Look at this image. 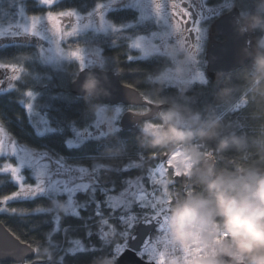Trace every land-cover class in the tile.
Wrapping results in <instances>:
<instances>
[{"label":"trees","instance_id":"16d2710c","mask_svg":"<svg viewBox=\"0 0 264 264\" xmlns=\"http://www.w3.org/2000/svg\"><path fill=\"white\" fill-rule=\"evenodd\" d=\"M12 1L14 3L15 0H7L11 3ZM105 1L107 0H60L51 6V10L86 13L98 3ZM233 2L234 7L242 13L246 10L248 14H260L257 8L264 0ZM0 3L4 6L1 13L7 14V17H0V20L4 21L12 14V10H7L1 0ZM15 5L23 6L29 16H41L50 10L36 0H19ZM16 13L17 10L14 11V14ZM109 19L116 25H122L135 20L136 13L129 10L113 12L109 14ZM253 33L257 54L264 52V47L258 46L263 31L256 28L253 29ZM14 39L9 44H6V39L0 40V62L23 65L25 71V76L16 83L12 91L0 93V121L9 135L21 145L48 151L49 164L53 170L55 165L52 161L58 158H65L88 168L100 165L101 169L96 173L93 182L96 198L99 197L101 190L108 194L114 191V196H122L129 187H133L128 182L134 183L136 180L143 184L142 188L147 187L150 169L155 167L158 161L168 157L175 146L182 143L170 146H166V143L153 144L152 138L142 129L133 128L119 129L106 137L87 140L77 147H68V140L74 138L76 132L86 129L91 124L97 102L90 97H76L71 94L70 84L75 79V64H68L64 69L53 72L40 62L35 48L24 42L28 38ZM119 39L121 47L111 45L108 58L113 63L108 68L120 75L123 84L136 88L148 98H154L158 104L165 106L168 104V109H177L184 120L192 123L193 127L188 131L193 133H198L212 122L219 121V136L201 139L196 135L193 140V143L197 142L201 146L203 156L214 160L213 167L216 172L252 169L264 174V80L254 82L253 61L226 73L219 79L209 77L205 84H196L186 90L167 89L161 83L146 81L167 63L156 59L127 61L125 57L128 54L123 45L125 43L122 42L124 40ZM31 91L37 94L36 107L55 127V131L50 134L38 135L28 119L24 100L27 92ZM244 95L247 103L233 111L234 104ZM232 137L242 138V146L232 145L221 150L220 142L224 139L231 141ZM93 159H98L99 163ZM9 161H11L9 157L0 156V166ZM199 168L193 170L184 184L182 178H173L172 173L170 174L173 179V184L169 187L173 199L169 206L170 211L175 201L184 198L189 192L208 195L200 181V174L203 171ZM24 173L28 175L29 171L25 170ZM29 182L33 183V179L29 178ZM16 191L18 187L10 175L0 173V203L3 197ZM91 197V192L78 193L77 214L57 212L54 200L48 196L8 200L6 204L2 202L1 207L18 211L15 214L11 211L0 212V222L15 237H19L20 241L35 249L36 256L29 260L30 264H60L57 244L66 248L73 239L81 240L85 249L65 255L64 264H111L113 259L119 256L116 249H120L123 243L122 227L119 221H110L117 224V232L101 238L94 216L97 207ZM38 208L44 212H37ZM103 210L107 216L108 210L106 208ZM127 211L133 212L138 209L132 205ZM56 217L62 218V231L55 230Z\"/></svg>","mask_w":264,"mask_h":264},{"label":"rangeland","instance_id":"374dc122","mask_svg":"<svg viewBox=\"0 0 264 264\" xmlns=\"http://www.w3.org/2000/svg\"><path fill=\"white\" fill-rule=\"evenodd\" d=\"M17 1L19 0H15L14 3L12 1L11 3L7 2V0H1V2H3L7 7V10H12V14L4 21L0 20V31L4 32V35L0 36V40L6 39V44H9L15 40L14 37L28 38L27 41L24 42L35 48L40 62L44 66L51 68L53 72L64 69V67L68 64L76 65V71L74 73L75 79L81 71L87 69L97 68L106 71H113L108 68L111 67L113 63V61L108 58V54H110L111 45L121 47L122 43L119 38H123L124 41L122 42L125 43L123 45H125L126 52L128 54V56L125 57L127 61L156 59L167 63V65L156 75L148 78L146 81L161 83L167 89L177 87L178 89L185 90L196 84H205L208 81V75L206 73L207 48L214 40H216V42L224 40L215 33L214 24L220 17L226 15L233 9H236L234 7L233 0H193V2L199 4L198 9H200L201 14L198 19L199 26H195V35L194 40L192 41L184 37L179 25V21L182 20L180 14L182 11L186 10L184 3L189 2V0H107L105 2L98 3L89 12L81 13L76 11L81 16V20L79 21L81 25L80 29L78 30L76 36L65 37L60 42L59 37H53L50 31L44 30L46 27V13L41 16H29L26 14L23 6L15 5ZM36 1H38L40 5L48 7L43 4L41 0ZM59 1L60 0H57V2ZM101 4L103 5V8H99V5ZM3 7L4 6L0 3V17H7V14L1 13L3 11ZM14 9L17 10L16 14H14ZM123 10L135 11L136 19L122 25H116L109 19V14ZM257 11L260 12L261 15H264V3L258 6ZM240 13L243 18L248 16V11L246 10L244 13L241 11ZM178 16L179 19L176 18ZM30 18L38 20L36 30L40 32V35L25 32L24 29L30 25ZM76 24L77 22L75 21V18H63L61 20V28L63 31H71V27ZM84 24H88L89 27H83ZM257 29L263 31L258 43V46L261 47L262 42H264V27ZM179 37L180 39H178ZM137 39L143 40V50L140 48L130 47V45ZM104 41L109 43L107 44ZM96 42H99V44ZM77 45H79V48H76L75 50ZM21 66L23 67V65ZM24 73L25 71H23L20 75V79L14 80L11 78L10 70H7V72L6 70H0V93L12 91L15 88L16 83L23 79L25 76ZM254 75H256L255 72ZM75 79L73 81H75ZM28 93H31L32 95L29 96ZM36 99L37 94L32 91L27 92L25 95L24 105L28 119L38 135L43 136L50 134L55 131V127L51 124L48 117L40 109H38V107H36ZM146 100L152 103L156 102L154 98L146 97ZM246 103L247 99L244 95L234 104L232 110L235 111V108H242ZM29 105L31 106L29 107ZM127 112L126 106L109 105L107 103L97 102L94 107L92 117L93 120L91 121V124L86 129L76 132L74 138L68 140L67 146L77 147L87 140L100 139L117 132L119 129H123L121 120ZM181 124L186 130L193 127L190 121L183 120ZM145 126L149 129L153 127V125L149 123L145 124ZM0 127L4 129L6 134L4 137L5 146L13 148L16 152L15 155L5 152L2 156L9 157L11 161L8 163H13L18 166H21V158L23 157L24 163L21 166V174L25 177V183L35 184L36 168L32 164L28 163V161L39 160L49 163L50 159L48 157V151L36 150L32 147L21 145L9 135L4 126L1 125ZM144 127H142V129ZM193 144L202 154V158L195 164L193 163L190 154H187L186 151L189 145H177L170 153L171 156L172 153L177 150L176 148L182 149L183 155L185 154L188 159L186 162H192L193 167L190 170L181 168L180 170L182 171L179 170L178 172H176V170L172 167L167 173L168 178H166L169 185L172 183V180L169 179L170 172H172L173 178L186 177L187 179L193 173L194 167L205 157L203 156L199 143L194 142ZM169 157H166L165 159ZM153 158L155 159V157ZM93 160L96 163H99L98 159ZM59 161L62 162L60 163ZM54 162L55 168L54 170L50 168V171L56 178H61L62 175L58 164L61 166L66 165L73 171L81 167L88 169L89 176L94 178L93 182L95 180L96 173L101 169L100 165L88 168L79 163H72L65 158L55 159ZM162 162H165L164 159L158 161L156 167L150 169L148 175H151L157 166L161 165ZM25 170L29 171V176L24 173ZM4 173L10 175L12 178L11 173L3 172V174ZM29 178L33 179V183L29 182ZM12 180L17 185V182L13 178ZM137 181L138 180L134 181V183L132 182L131 186L134 187ZM158 181L162 182L159 178ZM141 186H143L142 183L140 184V187ZM95 189L96 188H93L91 191V199L96 203L102 194V190L98 195L99 197L96 198V196H94L96 194ZM145 189L149 191L148 186L145 187ZM154 191L155 190H153V192ZM160 191H162V188ZM103 192L106 191L103 190ZM40 195L46 196L43 194ZM77 195L78 193L73 198L74 202H77ZM51 198L54 200L55 210L57 212L62 211L66 214L78 213L72 212L67 194L51 196ZM113 199L114 201L120 200L121 196H114ZM146 202H148V205L144 208L143 204V208L148 211L147 214L150 212L154 215L153 217H155L158 207L165 209L166 216H169L171 213L169 209L170 204H166L165 200L162 198L159 199L157 192L154 196H150ZM143 208L139 209L142 210ZM140 219L142 221L144 217H140ZM139 222L140 221L135 219L133 220L132 223H135L136 226L132 228V231L136 229ZM162 226L163 219L162 223L157 228V231L154 233L153 238L156 237ZM117 258L118 256L113 259L111 264H114Z\"/></svg>","mask_w":264,"mask_h":264},{"label":"clouds","instance_id":"9594fccd","mask_svg":"<svg viewBox=\"0 0 264 264\" xmlns=\"http://www.w3.org/2000/svg\"><path fill=\"white\" fill-rule=\"evenodd\" d=\"M245 26L264 27V15L248 14ZM253 70L255 83L264 80V52L254 57ZM98 84V79L89 75L82 89L91 97ZM160 120L159 125L151 129L145 126L142 131L153 144L189 145L186 151L194 164L202 158L193 144L194 137L212 139L220 134L219 121L198 133L186 130L175 108L161 112ZM242 144V138L232 137L231 141L222 140L219 146L223 150ZM200 181L207 196L189 192L171 208L166 225L171 248L163 251L164 264H264V174L252 169L216 172L208 165Z\"/></svg>","mask_w":264,"mask_h":264},{"label":"water","instance_id":"95a60500","mask_svg":"<svg viewBox=\"0 0 264 264\" xmlns=\"http://www.w3.org/2000/svg\"><path fill=\"white\" fill-rule=\"evenodd\" d=\"M216 34L224 40L212 42L207 51L208 73L220 78L226 73L234 71L253 61L257 55V44L253 29L246 28L245 18L237 9H233L226 15L220 17L214 25ZM92 75L98 79V90L90 98L98 103L109 105H134L145 106L149 103L141 92L134 87L127 86L121 82L119 74L97 68L81 71L75 81L70 84V92L76 97H88L82 89L86 78ZM159 107H153V111L145 115H137L127 112L121 125L124 130H131L141 122L156 116ZM1 125V121H0ZM214 166L211 157L204 158L201 163ZM172 168V167H170ZM185 181L186 177H182ZM2 202L0 203V207ZM151 219L149 225L143 220L137 225L134 233L129 239V245L122 255H119L114 264H154L143 260L139 253L145 250L153 241V235L162 223V218ZM14 234L0 222V264H25L27 260L35 258L32 252H21L28 244L20 243ZM34 249V248H33ZM35 250V249H34ZM36 253V251H35Z\"/></svg>","mask_w":264,"mask_h":264},{"label":"snow or ice","instance_id":"6c2138e0","mask_svg":"<svg viewBox=\"0 0 264 264\" xmlns=\"http://www.w3.org/2000/svg\"><path fill=\"white\" fill-rule=\"evenodd\" d=\"M41 2L49 7V12L46 13V27L45 31H50L51 35L54 37H59L60 42L65 37L76 36L78 30L81 25L79 21L81 20V16L74 10H57L52 11L51 6L54 5L57 0H41ZM188 10L194 7L193 0H189L187 5ZM99 8H103V5H99ZM192 21L194 25L199 26V21L197 19H193L195 16L192 11H189ZM63 18H75L77 24L71 27V31H63L61 28V20ZM38 20L30 18V25L25 28L26 33L40 35L37 29ZM83 27H89L88 24H84ZM58 34V35H57ZM4 35L3 31H0V36ZM130 47L132 48H140L143 50V40L137 39L134 41ZM79 48V45L75 47ZM73 50V51H75ZM0 70H10L11 78L14 80L20 79V75L23 73L24 69L21 65L15 63H3L0 62ZM31 96V93H28ZM31 105H29L30 107ZM5 132L2 127H0V156L4 155L5 152H9L12 155H15L16 152L11 147H6L4 144ZM24 163V158H21V166ZM28 163L32 164L36 168V183L35 184H27L25 183V177L21 174V166H18L13 163H5L3 166H0V173L9 172L11 173L12 178L17 182L18 191L12 193L11 195H7V197H3V203L6 204L8 200L18 199V198H28L35 197L37 195L43 194L48 197L67 194L70 206L72 208L73 213L78 212V203L74 202V196L77 193H90L94 187L93 177L89 176V170L86 168H78L75 171L69 169L66 165L61 166L58 164L60 171L62 173L61 178H56L53 173L50 171V164L44 161L39 160H29ZM140 181H137L134 187H129L128 190L123 193L120 200L113 199L115 193L108 194L103 202H97L98 208L100 211L94 213V216L97 220V226L101 235V238L105 237L109 233L117 232V224L110 223L112 221L111 218H115L119 221L123 226L125 231L130 232L131 228L135 227V223H132L133 219L140 221L141 219L139 215H131L127 209H129L132 205L138 206L141 208V205L144 203L143 200L139 199V196L142 192H146L145 188L140 187ZM104 208L108 210V215H104ZM0 211H11L12 213H16L17 209H8L7 207H0ZM37 212H44L43 209H36ZM146 211V210H144ZM111 217V218H110ZM56 231H62L63 227L61 224L60 217H56ZM139 222V223H140ZM143 222L151 225V219L148 216H144ZM131 224V227H129ZM16 240H19V237H16ZM20 243H23L22 241ZM58 254L60 258V264H64V256L68 253H76L77 251H81L85 249V245L79 239H73L69 241L68 247H63L59 243L57 244ZM95 251V249H93ZM21 252H32L36 255L35 250L27 245ZM116 252L119 255L123 254L119 248L116 249ZM145 258V257H142Z\"/></svg>","mask_w":264,"mask_h":264},{"label":"built area","instance_id":"2783aa9c","mask_svg":"<svg viewBox=\"0 0 264 264\" xmlns=\"http://www.w3.org/2000/svg\"><path fill=\"white\" fill-rule=\"evenodd\" d=\"M235 109L238 110V108H235ZM176 149L177 150H175L172 153V155L165 162H162L161 165L157 166V168L152 172L151 175L147 176V186H148L149 191L142 192L139 196V199L144 201V203H143L144 208H146L148 205V202H146L147 199L150 196L151 197L154 196L156 194V192H157L158 198L164 199L166 204L167 203L170 204L172 202V197H171V194L169 191V187L171 184L169 185L168 181H166V178H168L167 173L171 169L170 168L171 166H169V161L175 157L177 152H179V151L183 152V150H181L180 148H176ZM180 171H182V170H180ZM176 175H178V174H176ZM176 175H174V176H176ZM158 178L161 179L162 182L158 181ZM169 179H170V177H169ZM161 188H162V191H160ZM153 190H155V191L153 192ZM107 195L108 194L106 192H103V190H102V194H101L100 198L98 199V202L105 201V198ZM95 204L97 206L96 212L100 211V209L98 208V203L96 202ZM143 204L141 205V208H143ZM137 208H138V206H137ZM144 208L142 210H140L138 208L139 211H133V212H129V213L131 215H139V216H141V218L144 216H148V217L153 218V219H155L156 217L162 218L163 219V226L161 227V230L158 232L156 237L153 238L151 245H149L145 250L140 252L139 255L141 258L145 257L142 259L147 261V262H152L154 264H164L163 251L165 248H171V245L169 244V238H168L167 227H166L168 216H166L165 209L158 207V211L155 213L156 214L155 217H153L154 215H152L150 212H149V214H147L148 211H144L145 210ZM111 219H112V221L116 220L115 218H111ZM121 227H122L121 238L123 240V243L121 245V250L124 251L126 248H128V242H129V239L132 235V228H131L130 232H127V231H125L124 226L122 224H121ZM129 227H131V224H129ZM197 251H199V249Z\"/></svg>","mask_w":264,"mask_h":264},{"label":"flooded vegetation","instance_id":"af4514ba","mask_svg":"<svg viewBox=\"0 0 264 264\" xmlns=\"http://www.w3.org/2000/svg\"><path fill=\"white\" fill-rule=\"evenodd\" d=\"M188 3L189 2H186V3H184V7L186 8V10L185 11H182L181 12V18H182V20H180L179 21V25H180V30L182 31V33H183V35H184V37H186V38H188V39H190V40H194V35H195V26L196 25H194L193 24V21H192V17H191V15H190V13H189V11H192L193 12V15L195 16L193 19H199L200 18V14H201V12H200V9H198V7H199V4H197V3H195L194 2V7H193V10L192 9H189L188 10V7H187V5H188ZM187 13V14H186ZM176 18H178L179 19V16L178 17H176ZM215 25V24H214ZM188 26V27H187ZM214 31H215V28H214ZM215 33H216V31H215ZM178 39H180V37L178 38ZM213 42H216V40H214ZM209 47V46H208ZM107 51V50H106ZM110 51V50H109ZM207 51H208V48H207ZM206 73H207V75H208V78L210 77V78H215V79H219V78H216V77H214V76H212V75H209V73H208V61H207V53H206ZM221 78V77H220ZM128 86V85H127ZM131 87V86H130ZM172 88H177V87H172ZM142 94V93H141ZM143 95V94H142ZM143 97L145 98V100H146V97L143 95ZM147 102L149 103L148 105H145V106H134V105H123V104H118V105H123V106H126V108H127V111L128 112H133V113H135V114H137V115H145V114H148V113H150V112H152L153 111V107H155V106H157V107H159V111H158V113H157V115L156 116H153L152 118H150V119H148V120H146V121H144V122H141L139 125H137L136 127H134V128H138V129H142V127H144L145 126V124H147V123H149V124H151V125H153V127L154 126H156V125H159L160 123H161V120H160V114H161V112H163V111H167L168 110V107H169V105L167 104V106H165V105H162V104H158V103H152V102H150V101H148L147 100ZM142 112V113H141ZM184 119H183V117L181 116V122L183 121ZM1 126V125H0ZM148 137H150L149 135H147ZM175 144V143H174ZM174 144H170V143H166V146H170V145H174ZM181 145H184V144H181ZM182 150V149H181ZM203 153V152H202ZM204 158H207L206 156L204 157ZM203 158V159H204ZM55 160H53L52 161V163H53V165H55V162H54ZM211 164V162L209 163H206V164H202L201 162H199L195 167H194V169L195 168H197V167H200L199 169L201 170V171H206V169H207V167H208V165H210ZM50 168H52L51 167V165H50ZM172 176H173V174H172ZM180 178H182V177H180ZM183 181V180H182ZM186 181V180H185ZM185 181H183V184L185 183ZM130 185H132L131 183L132 182H128ZM173 184V182L171 183V185ZM173 200V199H172ZM5 264H12V263H5ZM25 264H30V262H29V260H27L26 261V263Z\"/></svg>","mask_w":264,"mask_h":264},{"label":"bare ground","instance_id":"6f19581e","mask_svg":"<svg viewBox=\"0 0 264 264\" xmlns=\"http://www.w3.org/2000/svg\"><path fill=\"white\" fill-rule=\"evenodd\" d=\"M187 160L186 155H183L182 151H179L176 156L169 161V166L173 167L176 172H178L181 168L190 170L193 167V163L190 161L186 162Z\"/></svg>","mask_w":264,"mask_h":264}]
</instances>
